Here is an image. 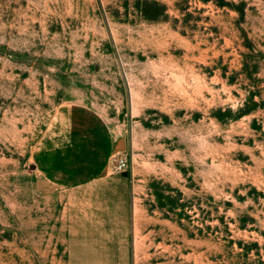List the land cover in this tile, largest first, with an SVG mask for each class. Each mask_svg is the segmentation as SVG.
I'll use <instances>...</instances> for the list:
<instances>
[{
	"label": "rangeland",
	"instance_id": "obj_1",
	"mask_svg": "<svg viewBox=\"0 0 264 264\" xmlns=\"http://www.w3.org/2000/svg\"><path fill=\"white\" fill-rule=\"evenodd\" d=\"M0 264H264V0H0Z\"/></svg>",
	"mask_w": 264,
	"mask_h": 264
},
{
	"label": "crops",
	"instance_id": "obj_2",
	"mask_svg": "<svg viewBox=\"0 0 264 264\" xmlns=\"http://www.w3.org/2000/svg\"><path fill=\"white\" fill-rule=\"evenodd\" d=\"M73 116L74 114H71V117ZM87 116L86 113L80 116V119H84V135L78 139L77 136L72 137L70 142L72 150L65 164L62 166L60 159L57 160L54 175L57 186L80 188L109 176V172L106 174L105 171H108L106 167L111 157L112 145L100 142L97 128L86 122Z\"/></svg>",
	"mask_w": 264,
	"mask_h": 264
},
{
	"label": "built area",
	"instance_id": "obj_3",
	"mask_svg": "<svg viewBox=\"0 0 264 264\" xmlns=\"http://www.w3.org/2000/svg\"><path fill=\"white\" fill-rule=\"evenodd\" d=\"M128 166V160L125 157H121L119 159H116L114 164V171L116 173H122L126 170Z\"/></svg>",
	"mask_w": 264,
	"mask_h": 264
},
{
	"label": "water",
	"instance_id": "obj_4",
	"mask_svg": "<svg viewBox=\"0 0 264 264\" xmlns=\"http://www.w3.org/2000/svg\"><path fill=\"white\" fill-rule=\"evenodd\" d=\"M120 149H123V147L121 146V148Z\"/></svg>",
	"mask_w": 264,
	"mask_h": 264
}]
</instances>
